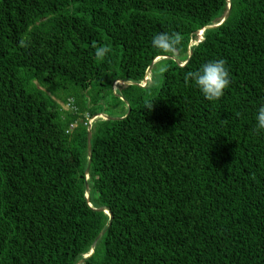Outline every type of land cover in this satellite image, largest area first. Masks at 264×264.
<instances>
[{
    "label": "trees",
    "instance_id": "trees-1",
    "mask_svg": "<svg viewBox=\"0 0 264 264\" xmlns=\"http://www.w3.org/2000/svg\"><path fill=\"white\" fill-rule=\"evenodd\" d=\"M220 58L210 102L188 73ZM260 104L264 0H0V264H264Z\"/></svg>",
    "mask_w": 264,
    "mask_h": 264
},
{
    "label": "clouds",
    "instance_id": "clouds-1",
    "mask_svg": "<svg viewBox=\"0 0 264 264\" xmlns=\"http://www.w3.org/2000/svg\"><path fill=\"white\" fill-rule=\"evenodd\" d=\"M231 2V0H229ZM203 29L199 31L202 36ZM180 43L178 34L160 32L152 37V46L162 53L175 51ZM108 52L107 47L96 49V56L101 57ZM184 64V63H181ZM194 86L202 94L203 98L210 102H215L225 95V90L231 84V77L226 61L223 58L210 60L203 63L194 73H188ZM255 128L258 132H264V104H260L254 113ZM91 127V125H89Z\"/></svg>",
    "mask_w": 264,
    "mask_h": 264
},
{
    "label": "rangeland",
    "instance_id": "rangeland-1",
    "mask_svg": "<svg viewBox=\"0 0 264 264\" xmlns=\"http://www.w3.org/2000/svg\"><path fill=\"white\" fill-rule=\"evenodd\" d=\"M153 73H154V79L150 85H152V87L154 86L156 88L162 84L163 75H162L161 66H159V65L156 66L154 68ZM148 80L150 81V79H148ZM145 83H142V84H145ZM127 84H128V82H126L125 80H123V81L115 80L113 83V89H114V91H118V90L122 89L123 87H125ZM153 92H154V89L151 88L149 90V95L151 96ZM146 96H148V94H146ZM102 102L103 103L101 105H99V107L97 108V111H99L100 113L94 114L92 116L89 115L88 118H86L88 125H93L97 121L102 120V119H107L110 116L111 117H118L117 115L119 114L120 111L121 112L123 111L122 113L124 114L125 113L124 111L125 110L127 111V109H128V103H126L125 101H120L118 98L113 97L112 95H108L106 97V99H104ZM104 103L106 105H104ZM86 177L87 178L89 177L88 173H86ZM86 195H88V192L86 193ZM99 208H102L104 210L103 207H99ZM96 209H98V208H96ZM97 243H98V241L96 242V245H97ZM96 245H95V247H96ZM94 250H95V248H94ZM91 251H92V246H91L90 251L87 254H89ZM93 253H94V251H93ZM87 254H85V255H87ZM85 255H84V257H85Z\"/></svg>",
    "mask_w": 264,
    "mask_h": 264
},
{
    "label": "water",
    "instance_id": "water-1",
    "mask_svg": "<svg viewBox=\"0 0 264 264\" xmlns=\"http://www.w3.org/2000/svg\"><path fill=\"white\" fill-rule=\"evenodd\" d=\"M228 4H229V6L231 5V2L228 0ZM229 13H230V9L228 10V13H227V15H225V17L223 18V20L229 15ZM223 20H221L219 23H221ZM219 23H217V24H219ZM214 26H217V25H209V26H207V27H214ZM109 118H111V117H109ZM112 118H115V117H112ZM88 147H89V151H90V133H91V131H90V129H88ZM88 171H89V166H88V168H87V170H86V173H88ZM98 210H100V211H102L103 209L102 208H98ZM105 210V209H104ZM103 210V211H104ZM106 211V210H105ZM107 212V211H106ZM109 214H110V216H111V218H112V214L109 212ZM111 220V219H110ZM101 235L102 234H99L98 236H97V238L95 239V241L93 242V244H92V251L89 253V254H87V255H85V257H84V260L86 259V258H88L89 256H91L92 254H93V251H94V248H95V245H96V242L98 241V239L101 237ZM83 261V260H82ZM82 261H80V262H82ZM79 262V263H80Z\"/></svg>",
    "mask_w": 264,
    "mask_h": 264
}]
</instances>
